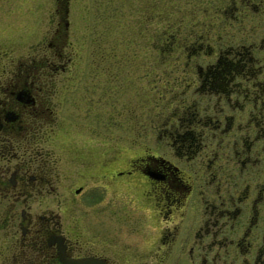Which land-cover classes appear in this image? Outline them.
<instances>
[{"label":"flooded vegetation","instance_id":"flooded-vegetation-1","mask_svg":"<svg viewBox=\"0 0 264 264\" xmlns=\"http://www.w3.org/2000/svg\"><path fill=\"white\" fill-rule=\"evenodd\" d=\"M227 1L231 18L214 12L188 46L182 89L170 88L180 92V102L157 120L158 143H139L138 136V149L124 155L122 167L105 168L104 187L127 188L133 214L107 201L87 230L68 236L56 215L33 220L21 208L17 223L12 214L0 218L19 228L8 227L0 264H62L59 251L99 264H264V33L256 41L249 34L237 40L227 30L212 39L216 48L209 41L212 28L227 23L264 28V0ZM61 37L55 28L52 50L39 44L31 54L0 55L7 58L0 65L4 212L16 202L32 205L52 188L50 167L58 171L57 156L51 161L39 145L46 139L41 126L51 111L53 75L70 62Z\"/></svg>","mask_w":264,"mask_h":264},{"label":"rangeland","instance_id":"rangeland-1","mask_svg":"<svg viewBox=\"0 0 264 264\" xmlns=\"http://www.w3.org/2000/svg\"><path fill=\"white\" fill-rule=\"evenodd\" d=\"M162 1L165 0H0V55L4 51L9 56L31 54L39 44L46 45V51L52 50L48 41L53 40L55 28L62 33L63 52L70 55L69 66L53 75L51 111L45 112L46 122L41 126L46 139L39 145L51 161L57 156L58 171L50 167L49 175H53L48 178L55 176L58 180L54 177L50 181L52 188L46 186L30 206L16 202L7 212L0 207L2 220L3 215L12 214L17 223L21 208L33 220L53 214L59 221V230L72 236L75 231L87 230L91 216L97 210L101 214L107 201L112 208L133 214L132 195L124 187L105 188L104 173L107 166L111 171L122 167L124 155L137 150L140 142L158 143L157 120L174 108L172 104L180 102V92H175L182 89L186 77L184 57L189 47L183 53L176 50L168 63H159L155 39L161 28ZM226 1L165 2L170 4L171 21L183 18L190 22L184 38L190 43L199 40L198 36L209 27L202 22L215 16L214 12L220 10L219 18L223 20L231 18L232 9L225 8ZM244 24L245 27L235 22L214 27L209 41L217 45L218 41L212 39L227 30L237 40L249 34V39L256 41L264 33V28L255 30L251 23ZM236 27L242 33L236 32ZM6 59L0 58V65ZM161 68L171 71L167 75L159 73ZM165 79L169 83L172 80L175 92H170ZM138 136H142L139 143ZM115 177L123 179L124 175ZM77 186L80 189L74 193ZM8 227L11 228L8 222L0 221V246L10 233ZM11 231H19L17 224Z\"/></svg>","mask_w":264,"mask_h":264},{"label":"trees","instance_id":"trees-1","mask_svg":"<svg viewBox=\"0 0 264 264\" xmlns=\"http://www.w3.org/2000/svg\"><path fill=\"white\" fill-rule=\"evenodd\" d=\"M165 1H162V6H163V8H161L162 16L159 18V24H161V28L157 31L156 39H155L156 40L155 51L156 53L159 54L161 58L162 57L164 58L163 60H161V58L159 57L160 58L159 63L161 62L162 64H164L165 62L168 63L169 62L168 57L173 56L172 54H174L176 50L179 51V53H183L185 50H187V47L189 46L190 43L189 42L186 43L184 38H186V33L188 32L191 26L189 25L190 22L187 20L183 21V18L176 19V22L171 21V19L169 18L170 4L169 2H165ZM169 71H171V68L170 69L161 68L159 70V73H165L167 75ZM164 81L167 82V84H170L169 87L172 90V87L174 86V84H172V80H169L170 83L168 82L167 79H165Z\"/></svg>","mask_w":264,"mask_h":264},{"label":"water","instance_id":"water-1","mask_svg":"<svg viewBox=\"0 0 264 264\" xmlns=\"http://www.w3.org/2000/svg\"><path fill=\"white\" fill-rule=\"evenodd\" d=\"M78 188L75 189L77 191ZM59 240V238H57ZM59 258L62 262V264H99V261L92 258V257H78V258H71L66 257L63 252L59 251Z\"/></svg>","mask_w":264,"mask_h":264}]
</instances>
